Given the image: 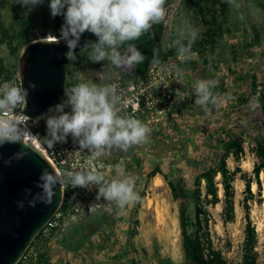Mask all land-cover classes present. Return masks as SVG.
<instances>
[{
  "label": "rangeland",
  "instance_id": "1",
  "mask_svg": "<svg viewBox=\"0 0 264 264\" xmlns=\"http://www.w3.org/2000/svg\"><path fill=\"white\" fill-rule=\"evenodd\" d=\"M223 1L220 0L221 3ZM227 1L226 12L216 8L215 19L222 26L221 40L215 45L203 46V50L197 47V52L192 48L187 60L176 54L163 67L157 66L151 72L155 76L151 86L135 88L132 77L134 65L122 70L106 61L93 63L89 59V51H83L76 55L75 60H69L70 68L75 69L72 80L77 84L92 81L98 86H105L118 80L129 97L141 96L144 91L155 87V95L159 98H156L158 102L154 107L162 112L151 115L148 109H144L146 113L142 114L144 117L140 121L151 129L146 143L134 145L127 152L113 148L95 159L94 169L102 172L108 181L116 176V166L120 165L126 177L134 178V190L139 199L120 209L114 202L104 201L103 198L97 201V186L91 190L79 187L83 191L81 205L85 208L84 213L80 219L53 235L50 245H47L50 264H128L129 251H133L136 264H159V258L172 264H184L178 202L173 199L167 181L182 179L185 188L190 190L194 170L190 163L203 159L215 162L219 152L213 148L205 132L217 135L226 130L240 136L246 150L240 167L247 178L253 179L254 158L248 147L252 139L259 136L257 125L262 115L260 107L252 111L248 105L252 97H256L260 105L259 94L264 91V10L259 7L264 0H235V4ZM49 3L50 0H43L42 4L29 10L16 0H0V21L9 27L15 24L16 18H27L39 39L57 40L64 20L62 16L52 17ZM164 8L166 14L161 21L164 27L161 40L165 51L174 48V42L189 28L198 32L194 42L204 38L208 28L206 22L210 17L204 14L201 2L165 0ZM57 21L61 22L58 34L42 38L53 30ZM253 27L258 31V39L254 38ZM22 50L18 52V60ZM126 50L120 49L122 53ZM0 59L6 63H11L13 59L16 63L17 56L11 57L6 46L0 45ZM165 67L168 71L163 70ZM177 70L180 75H177ZM198 80L217 81L212 91L219 94L221 103L218 107L209 105L206 109L194 103L193 85ZM177 90L182 93V99L176 96ZM150 102L151 99H144V103ZM228 165L231 169L235 167L231 158ZM154 169L157 173L151 177ZM156 178L162 181L161 186L155 185ZM260 181L261 193L257 194L255 184H252L250 191L253 197L249 198L243 179L237 175L234 181L233 222L222 223L221 203L208 208L213 244L222 251L228 264L240 262V247L247 224L246 211L258 237V263L264 264L263 174H260ZM94 219H103L105 224L85 241L79 252L71 253L62 248L63 238L75 243L79 239L76 229Z\"/></svg>",
  "mask_w": 264,
  "mask_h": 264
},
{
  "label": "clouds",
  "instance_id": "2",
  "mask_svg": "<svg viewBox=\"0 0 264 264\" xmlns=\"http://www.w3.org/2000/svg\"><path fill=\"white\" fill-rule=\"evenodd\" d=\"M22 7L32 8L43 3V0H16ZM235 4V0H229ZM165 0H50L49 8L52 17L62 16L59 42L63 41L68 49L64 54L67 60H75L77 47L80 46L81 36L85 33L94 34L96 42H86L81 51H89V59L93 63L106 61L117 69H129L134 64L143 62L145 56L133 44H128L125 52L120 49L127 42L138 40L149 33L154 24L165 18ZM195 29H187L180 39L174 42L178 56L187 60L191 54V46L197 38ZM187 41L185 44L184 41ZM152 64L160 66L161 61L153 55ZM168 71L167 67L163 69ZM177 75H180L177 70ZM217 86L215 80H198L193 85L196 105L218 107L221 103L219 94L212 91ZM35 89L34 84L29 85ZM28 89L4 84L0 89V146L8 143L22 144L23 134L20 115L8 113L27 101ZM59 104L48 109L45 115L47 135L42 140L50 147L56 143L67 142L69 136L78 143L81 152L85 149L90 153V160L98 159L115 148L127 152L134 145L146 143L151 129L139 119L120 115L117 107L120 96L115 84L98 86L92 81L82 82L64 91ZM176 96L183 98L179 90ZM231 99V97H228ZM248 107L255 111L260 107L256 97H252ZM70 111H65V109ZM22 115V114H21ZM243 123V121H242ZM30 133L28 129H25ZM22 158L17 153L12 159ZM8 164L11 161L6 162ZM117 174L110 181L105 179L102 172L85 170L81 172L68 171L62 179L57 178L47 169L40 175L38 186L41 193L29 206L34 207L35 201L50 204L54 195V186H71L91 190L98 187L96 200L114 202L123 209L127 204L139 199L134 190V178L125 176L120 165L116 166ZM124 177V178H121ZM30 192V190H25ZM96 204H93L94 206ZM91 206V207H92ZM23 208V202H18ZM90 207V208H91Z\"/></svg>",
  "mask_w": 264,
  "mask_h": 264
},
{
  "label": "trees",
  "instance_id": "3",
  "mask_svg": "<svg viewBox=\"0 0 264 264\" xmlns=\"http://www.w3.org/2000/svg\"><path fill=\"white\" fill-rule=\"evenodd\" d=\"M191 1V0H186ZM203 4V12L210 19L206 22L208 28L204 34V38L194 42L191 49L194 52L203 50V46L215 45L222 38V26L216 19V8L219 7L222 12L227 11L228 1L223 3L220 0H198ZM259 7L264 10V4L259 3ZM61 26V22L57 21L53 30L44 35L42 38H47L48 34L57 35ZM164 27L162 22L154 24L149 33L142 35L138 40L127 42L122 49H127L128 44H133L145 56L143 62L134 64L132 71L133 84L139 89L141 86L148 87L153 84L155 76L151 73L156 69L152 64L153 55L155 52L156 58L161 61V66L167 63L177 54L176 47L164 50L162 46V34ZM254 38L258 39V31L253 27ZM87 42H96L97 37L94 34L88 33ZM37 34L31 22L27 18H16L15 24L6 27L0 21V45L6 46L9 55L17 56L29 43L38 40ZM186 44V43H185ZM82 53V52H81ZM79 53V54H81ZM76 54V55H79ZM17 64L10 70L6 62L0 59V85L9 84L14 79L15 68ZM10 67V65H9ZM75 69L70 68V61L66 64V81L65 90L70 89L77 83L72 80V75ZM253 88L255 86L253 85ZM156 88L151 87L147 92L144 91L141 95V107L145 108L144 99L159 98L155 95ZM260 110L262 119L257 125L259 136L252 139V143L248 147V151L254 158L252 173L253 179L247 178L246 173H243L240 162L246 154L242 138L232 131L221 130L217 135L206 133L205 135L210 141L213 148L217 149L219 156L215 162L209 159L192 162L194 166L192 184L190 190L185 188L182 179L176 181H167V185L171 191L172 197L178 202V223L180 229L181 248L183 253L184 264H228L226 257L222 251L215 247L210 234L209 223L211 220L208 208L222 205L221 220L223 224L231 223L235 217V189L234 181L239 175L246 187V192L249 198L253 197L250 191L252 184L256 185L257 194L261 193L262 183L260 174L264 173V91L259 94ZM140 119L144 117L139 115ZM232 159L235 163L234 169L228 165V159ZM157 171L154 169L150 176L153 177ZM221 191V197L219 193ZM74 190L71 186H65L63 189V197L61 209L66 210L74 205ZM245 209L248 207L245 203ZM245 219L247 224L244 230V239L240 247V262L238 264H259L258 252V237L255 228L251 225L246 211ZM105 224L103 219H94L85 223L81 228L76 229L79 239L72 243L63 238L62 248L77 253L82 248L85 241L92 237L94 233L99 232ZM49 236L43 235L40 231L30 243L24 257L29 264H50V258L47 252ZM133 251L127 253V263L136 264L132 257ZM97 262V261H95ZM159 264H172L170 261L158 259ZM98 264H103L98 262Z\"/></svg>",
  "mask_w": 264,
  "mask_h": 264
},
{
  "label": "water",
  "instance_id": "4",
  "mask_svg": "<svg viewBox=\"0 0 264 264\" xmlns=\"http://www.w3.org/2000/svg\"><path fill=\"white\" fill-rule=\"evenodd\" d=\"M88 32L81 36L79 54L88 40ZM63 41L38 39L24 47L19 58L21 89H28L24 113L33 118L44 110L59 104L64 97L66 81ZM35 85V89L29 87ZM0 146V264H16L24 255L35 236L57 212L63 197L62 187L54 186L50 204L29 202L41 193L38 186L44 169L58 178L52 165L38 151L24 142ZM17 153L22 158L12 159ZM11 161L10 164L6 163ZM30 190L26 192L25 190ZM23 202L24 207H18Z\"/></svg>",
  "mask_w": 264,
  "mask_h": 264
},
{
  "label": "built area",
  "instance_id": "5",
  "mask_svg": "<svg viewBox=\"0 0 264 264\" xmlns=\"http://www.w3.org/2000/svg\"><path fill=\"white\" fill-rule=\"evenodd\" d=\"M6 64L7 67L10 70H12V67L15 65V62L12 59L11 63H6ZM16 64L17 66L15 68L16 72L14 73V79L11 83H9V85L21 88V77L19 74V60H16ZM154 67L157 69V66ZM159 67H163V66L160 65ZM112 84H115L117 86L118 94L120 96V99L117 104V107L120 110V115L131 116L137 119L139 114H144L145 112L144 109H148L151 115L160 114L162 112L160 110H156L154 107V105L158 102L156 98L155 99L152 98L151 102L145 103V108H142L141 96L136 94L134 95V97H129V94L126 93L124 87L118 80L112 81L106 85H112ZM25 108H26V103L13 109L11 112L8 113V116L9 118H12L13 114L20 115L21 128L22 130H24L21 136V141L27 144L28 146L32 147L36 151H38L41 155H43L44 158L55 169L58 178L62 179L64 173L68 171L81 172L85 170L94 169V164L96 163V161L89 159L88 155H90V153L87 151V149L81 152H77L80 151L79 145L78 143L73 142L71 136L67 138V142L56 143L54 144L53 147H50L47 143L42 141L47 135L45 115L48 114L47 113L48 109L44 110L38 116L31 118L24 113ZM65 111H70V109L66 108ZM25 129H28L30 133ZM64 187L65 186L62 187V190L64 189ZM72 189L74 190V194H75L74 205L66 210L61 209V205H60L57 212L47 221V223L41 230L43 235L50 237L49 241L53 238V235L55 233L61 232L63 229L67 227V225H69V223L80 219L82 214L84 213L85 208L83 207V205H81V199L83 198V191L80 190L79 187ZM25 262L26 259L23 255L22 258L16 264H25Z\"/></svg>",
  "mask_w": 264,
  "mask_h": 264
},
{
  "label": "bare ground",
  "instance_id": "6",
  "mask_svg": "<svg viewBox=\"0 0 264 264\" xmlns=\"http://www.w3.org/2000/svg\"><path fill=\"white\" fill-rule=\"evenodd\" d=\"M263 174V176H264V173H262ZM161 184H162V181L159 179V178H156V180H155V185L156 186H161ZM254 187H256V185H253ZM253 187V188H254ZM255 189V188H254Z\"/></svg>",
  "mask_w": 264,
  "mask_h": 264
},
{
  "label": "crops",
  "instance_id": "7",
  "mask_svg": "<svg viewBox=\"0 0 264 264\" xmlns=\"http://www.w3.org/2000/svg\"><path fill=\"white\" fill-rule=\"evenodd\" d=\"M49 245H50V241H49V243H48Z\"/></svg>",
  "mask_w": 264,
  "mask_h": 264
}]
</instances>
